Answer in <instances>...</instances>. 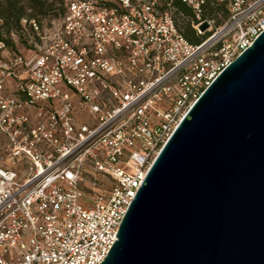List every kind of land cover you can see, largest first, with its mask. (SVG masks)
<instances>
[{
  "label": "built area",
  "instance_id": "1",
  "mask_svg": "<svg viewBox=\"0 0 264 264\" xmlns=\"http://www.w3.org/2000/svg\"><path fill=\"white\" fill-rule=\"evenodd\" d=\"M216 2L197 45L155 0H67L28 57L0 40V264L103 262L183 116L264 31V0Z\"/></svg>",
  "mask_w": 264,
  "mask_h": 264
},
{
  "label": "water",
  "instance_id": "2",
  "mask_svg": "<svg viewBox=\"0 0 264 264\" xmlns=\"http://www.w3.org/2000/svg\"><path fill=\"white\" fill-rule=\"evenodd\" d=\"M100 264H264V31L150 166Z\"/></svg>",
  "mask_w": 264,
  "mask_h": 264
},
{
  "label": "rangeland",
  "instance_id": "3",
  "mask_svg": "<svg viewBox=\"0 0 264 264\" xmlns=\"http://www.w3.org/2000/svg\"><path fill=\"white\" fill-rule=\"evenodd\" d=\"M48 4H51L50 10L46 11L44 14L36 15L32 20L21 21L20 29L16 31H10L6 33L4 29H0V35L4 38H9L14 44L15 53L21 52L25 53V57L30 56V49L37 50L42 47L48 39L55 33L59 26L61 17L65 12V3L67 0H44ZM141 2H152L153 0H139ZM168 0H155V6L162 12H168L175 24L181 27L185 22L180 14L175 13V10L170 6ZM222 11V10H221ZM218 11L215 13L213 19H206L199 21H210V26L205 22L201 23L199 30L202 32L201 35L208 34L211 35L216 29L221 27L227 17L224 16L223 12ZM202 13V11H201ZM219 22L218 25L216 23ZM196 24H192V29L195 31L196 35H200L195 30Z\"/></svg>",
  "mask_w": 264,
  "mask_h": 264
},
{
  "label": "trees",
  "instance_id": "4",
  "mask_svg": "<svg viewBox=\"0 0 264 264\" xmlns=\"http://www.w3.org/2000/svg\"><path fill=\"white\" fill-rule=\"evenodd\" d=\"M168 1L175 13L180 14L185 20L181 27L176 25L178 31L193 45L200 44L208 37V34L196 35L192 29V24H198L200 19H213L215 13L221 10L225 17L228 15L225 4L218 3L216 0H204L199 20L195 18L191 8L183 0ZM50 7L51 4L44 0H0V29H4L6 33L13 30L16 31L20 29L23 19L32 20L36 15L44 14L50 10ZM218 24L219 22L216 23V25ZM0 40L10 51H14V44L9 38H4L0 35Z\"/></svg>",
  "mask_w": 264,
  "mask_h": 264
}]
</instances>
